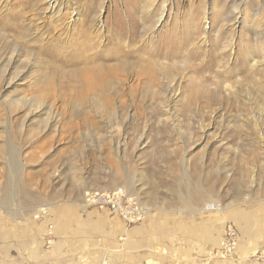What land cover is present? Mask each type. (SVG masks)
<instances>
[{"label": "rangeland", "instance_id": "374dc122", "mask_svg": "<svg viewBox=\"0 0 264 264\" xmlns=\"http://www.w3.org/2000/svg\"><path fill=\"white\" fill-rule=\"evenodd\" d=\"M115 187L142 221L83 209ZM263 247L264 0H0V264H264Z\"/></svg>", "mask_w": 264, "mask_h": 264}, {"label": "built area", "instance_id": "2783aa9c", "mask_svg": "<svg viewBox=\"0 0 264 264\" xmlns=\"http://www.w3.org/2000/svg\"><path fill=\"white\" fill-rule=\"evenodd\" d=\"M82 202L85 207L107 209L131 224L138 223L145 217V208L139 199L129 195L123 187L86 191ZM238 240L237 232L233 227L227 226L217 251L219 256L223 259L230 257L237 248ZM261 255L264 256L262 253Z\"/></svg>", "mask_w": 264, "mask_h": 264}, {"label": "crops", "instance_id": "0c3cea01", "mask_svg": "<svg viewBox=\"0 0 264 264\" xmlns=\"http://www.w3.org/2000/svg\"><path fill=\"white\" fill-rule=\"evenodd\" d=\"M140 201V200H139ZM85 211H88V210H91V211H100V212H104V213H110L107 209H103V210H98L97 208H95V207H86V208H83ZM88 209V210H87ZM88 212H90V211H88ZM111 214V213H110ZM113 216H115V217H118L121 221H123L124 223H126V224H131V223H128V222H126L125 220H123L121 217H119V216H117V215H114V214H112ZM60 229V228H59ZM66 229H70L69 227H67ZM60 233H64V232H61L60 230L58 231V234L60 235V236H63V235H61ZM225 233V232H224ZM65 235V234H64ZM67 236V235H66ZM64 237L63 236V239H60V241H61V244L59 243V245L54 249V250H59V251H62L63 252V254L66 256H64L66 259L65 260H63V261H66L68 258L69 259H71L72 260V262H73V260H74V257H72V256H69L70 254H72V253H74V252H72V248L70 247H66V239L67 240H70L71 238L70 237ZM224 236V235H223ZM223 236H222V238H223ZM64 238H66L65 240H64ZM222 238H221V240H222ZM59 241V240H58ZM70 242H72V240L70 241ZM78 251V250H77ZM79 251H80V248H79ZM80 254V253H79ZM86 254V252H84V254L83 255H85ZM83 255H81V256H79V258L78 259H80V258H84V256ZM96 256H100L99 255V253L97 252V253H95V257ZM68 257V258H67ZM97 259V258H96ZM79 262V261H78Z\"/></svg>", "mask_w": 264, "mask_h": 264}, {"label": "bare ground", "instance_id": "6f19581e", "mask_svg": "<svg viewBox=\"0 0 264 264\" xmlns=\"http://www.w3.org/2000/svg\"><path fill=\"white\" fill-rule=\"evenodd\" d=\"M214 205H215V204L213 203L212 207L210 206L211 208L209 207V209H211V210H213V211L221 212V214H223V212H222V208H221L220 206H218L219 204H218V205H215L216 207H215ZM44 209H45L44 207H39V208L36 210V212H37V213L44 212V211H43ZM148 212H149V209H148ZM148 212H146V213H147L146 216H148ZM33 214H34V213H33ZM263 251H264V247H263ZM263 251H262V252H263ZM254 252H255V250H252L251 254H252V253L254 254ZM212 254H213V255H212ZM211 256H212V257H216V255L214 254V252L211 253ZM231 259H233V258H231ZM231 259H230V260H231ZM221 262H223V261H221ZM231 264H240V263H231Z\"/></svg>", "mask_w": 264, "mask_h": 264}]
</instances>
